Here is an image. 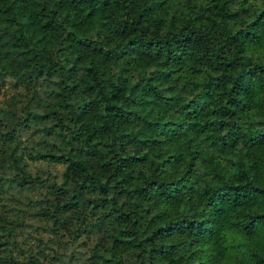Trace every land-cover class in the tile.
<instances>
[{"label":"trees","instance_id":"16d2710c","mask_svg":"<svg viewBox=\"0 0 264 264\" xmlns=\"http://www.w3.org/2000/svg\"><path fill=\"white\" fill-rule=\"evenodd\" d=\"M6 78L0 183L62 163L37 214L96 233L83 264H264L256 0H0ZM0 233V264H46L43 247L13 254L1 216Z\"/></svg>","mask_w":264,"mask_h":264},{"label":"rangeland","instance_id":"374dc122","mask_svg":"<svg viewBox=\"0 0 264 264\" xmlns=\"http://www.w3.org/2000/svg\"><path fill=\"white\" fill-rule=\"evenodd\" d=\"M4 82L6 84L0 88V104L2 105L13 92L10 79L6 78ZM43 89L46 88H37L40 95H43ZM23 91L26 90L22 88L19 92L20 101L17 103L19 108L29 95L28 91L26 94H23ZM19 136L22 140L30 138L26 131H22ZM27 165L31 174L39 179L38 184L20 187L10 181L0 183V216L15 231V234L7 240L8 247L17 258H21L26 251L19 247L17 241L20 235L27 230L29 238L35 240L37 247H43L46 264H66L68 259L72 264H83L89 254L90 246L97 238L96 233L88 234V236L84 233L73 239V236L67 233L60 236L51 228L49 219L37 214V211L44 206L45 199L54 198L53 185L61 182L64 165L46 160H28ZM66 189L68 190L69 187L66 186ZM41 241L48 246H43Z\"/></svg>","mask_w":264,"mask_h":264},{"label":"clouds","instance_id":"9594fccd","mask_svg":"<svg viewBox=\"0 0 264 264\" xmlns=\"http://www.w3.org/2000/svg\"><path fill=\"white\" fill-rule=\"evenodd\" d=\"M258 9H264V5L260 3V0H256ZM249 3H252V0H249ZM11 195V193H10ZM3 233H0L2 235ZM19 247L24 249L25 251L29 248H32L33 250H36L37 244L34 239L29 238L27 230H25L18 239ZM15 254V253H13Z\"/></svg>","mask_w":264,"mask_h":264}]
</instances>
